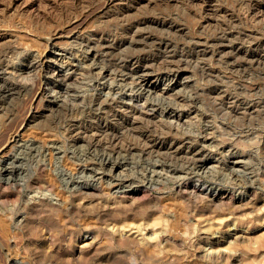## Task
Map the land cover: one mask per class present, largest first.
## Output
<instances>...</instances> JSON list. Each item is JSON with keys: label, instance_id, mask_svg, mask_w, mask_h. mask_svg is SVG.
I'll return each mask as SVG.
<instances>
[{"label": "rangeland", "instance_id": "obj_1", "mask_svg": "<svg viewBox=\"0 0 264 264\" xmlns=\"http://www.w3.org/2000/svg\"><path fill=\"white\" fill-rule=\"evenodd\" d=\"M148 1L0 0V55L8 50L0 64V162L18 170L6 188L0 174V264H264V16L260 22L241 16L250 0ZM158 15L186 29H146L172 44L174 60L182 58L175 73L191 78L169 90L157 77L170 59L153 43L107 55L93 44L119 38L121 26L136 18ZM219 30L231 32L225 43L239 45L236 53L193 52L194 43L203 45ZM257 39L262 52L258 63L250 62L247 50ZM49 49L62 54L50 56L49 69L60 59L67 86L56 87L38 67ZM136 54L155 63L144 69L157 82L154 92L120 76H129L122 61ZM20 82L24 90L13 86ZM42 87L50 90L42 94ZM113 91L139 96L157 113L169 104L191 142L157 124L127 121L118 101L102 105L96 98ZM48 93L75 98L76 112ZM12 132L16 141L5 144ZM155 138L158 150L147 144ZM194 139L211 159L201 169L182 152L194 148ZM169 141L179 149L168 152ZM134 188L140 191L130 196Z\"/></svg>", "mask_w": 264, "mask_h": 264}, {"label": "bare ground", "instance_id": "obj_2", "mask_svg": "<svg viewBox=\"0 0 264 264\" xmlns=\"http://www.w3.org/2000/svg\"><path fill=\"white\" fill-rule=\"evenodd\" d=\"M165 1H170V0H165ZM193 1V0H192ZM199 1V0H198ZM217 1V0H216ZM215 1V2H216ZM247 1V0H245ZM106 2V1H105ZM149 2V1H148ZM156 3L157 0H150L149 3ZM159 2V0H158ZM196 2V1H195ZM213 2V1H212ZM214 2V3H215ZM250 3L247 4V9L242 10V13H241V16L242 17H245L247 19H250V20H254L256 21V19H260L258 20L259 22L262 21L261 19V16H264V5L262 7V9H259L260 6H262V4L264 3V0H250L249 1ZM218 3V2H217ZM224 3V2H223ZM234 3V2H233ZM245 3V2H244ZM110 4V3H109ZM162 4V3H161ZM212 4V3H211ZM219 4V3H218ZM85 5V4H84ZM111 5V4H110ZM231 5V4H230ZM210 6V5H209ZM219 6V5H218ZM242 6V5H241ZM165 7V6H164ZM254 7H257L259 9H254ZM225 8V7H224ZM244 8V7H243ZM246 8V7H245ZM110 9V8H109ZM166 9V7L164 8ZM220 9V8H219ZM225 10V9H224ZM105 11V10H104ZM120 12V15H123L126 10L124 11H121V10H118ZM219 12H221V10H218ZM217 12V11H216ZM229 12V11H228ZM170 13V12H168ZM190 13V12H189ZM199 13V12H198ZM231 13V12H229ZM92 14V13H91ZM110 14V13H109ZM162 14V13H160ZM219 14V13H218ZM221 14V13H220ZM219 14V15H220ZM225 14V12H224ZM234 14V13H233ZM255 14H259L258 17L255 16ZM153 15V14H152ZM156 15V14H155ZM171 15V13H170ZM192 17H194V15L191 13ZM216 15V14H215ZM214 15V16H215ZM239 15V14H238ZM111 16V15H110ZM116 16H119L118 14ZM130 16V15H129ZM206 16V15H205ZM208 16V15H207ZM213 16V15H212ZM135 17V16H134ZM133 17V18H134ZM204 17V15H203ZM225 17V16H224ZM227 17V16H226ZM230 17V16H229ZM228 17V18H229ZM232 17V15H231ZM116 18V17H115ZM121 19V17H119ZM136 18V17H135ZM195 18V17H194ZM193 18V19H194ZM199 18V17H197ZM201 18V16H200ZM213 18V17H212ZM236 18V17H234ZM179 19V17H178ZM201 19H204V18H201ZM211 19V18H210ZM215 19V17H214ZM220 19H222L220 17ZM126 20V19H125ZM132 20V19H131ZM225 20V19H224ZM233 19L231 18V21ZM249 20V21H250ZM115 21V20H114ZM127 21V20H126ZM199 21V19H198ZM213 21V20H212ZM230 21V22H231ZM234 21V20H233ZM120 22V21H119ZM204 22V21H203ZM210 22L209 19H206L205 20V23L206 25H208ZM221 22V21H220ZM227 22V21H226ZM248 22V20H247ZM252 22V21H251ZM264 22V21H263ZM127 23V22H126ZM244 23V22H243ZM262 23V22H261ZM212 24V23H211ZM221 24V23H220ZM249 24V23H248ZM253 24V23H252ZM205 24H203L204 26ZM213 25V24H212ZM211 25V26H212ZM250 25V24H249ZM216 26V25H214ZM235 26V25H234ZM238 26V25H236ZM154 28L155 30L156 29H160V30H164L169 32V33H176V34H180V33H183L186 29L185 27H181V25H179L175 18L172 17V16H163V17H159L158 16H152V17H140V18H136L134 19V21L132 22H129L127 23L125 26H121V34H119V38L117 37H113V36H110V37H106L104 39H99L97 41H94V45L96 48H101L105 53L106 55L109 53H112L114 52L115 50H119V49H125L126 46H134L136 47V49H139V47H142V46H147V43H153L154 44V47H156L163 55L164 57H166V59H170V60H165L166 61V67H163L162 71L158 77H157V82L158 80L160 81V85H165L163 89H166V90H169L170 89V85L171 84H179L180 86H184L188 83L191 82V78H182L180 79L179 78V75H178V72L175 73V70L174 69H179L180 70V64H181V60H174V50H173V46L171 43H169L168 41L164 40V39H159L157 37H153L151 34H149L148 32H146L147 28ZM216 27H219V26H216ZM120 28V27H119ZM206 28V27H205ZM221 28V27H220ZM227 28V26H226ZM238 28V27H237ZM204 29V28H202ZM215 29V27H214ZM191 30V29H190ZM211 30V29H210ZM192 31V30H191ZM202 31V30H200ZM218 31V30H217ZM219 36L216 37L214 36L213 38V35H212V38L213 39H209L207 41H204V44L202 45L201 42L199 43H194L193 44V52H195L196 54H205L207 52H210V51H216V52H225L228 50L227 53H233L235 52L234 50H239L238 46L235 45L234 42H230V45H228L227 43L229 42L227 39L231 36V32L228 31V33L226 32V30H219ZM249 31V30H248ZM116 33V32H115ZM155 33V32H153ZM158 33V32H157ZM168 33V35H169ZM200 33V32H199ZM202 33V32H201ZM210 33V32H209ZM208 33V34H209ZM254 33V32H253ZM262 33V32H261ZM264 33V32H263ZM192 34V33H191ZM244 34V32H243ZM193 35V34H192ZM211 35V33H210ZM216 35V34H215ZM234 35V34H233ZM250 35H252L251 33L249 35L245 34V36H247L248 38H251L249 37ZM237 36V35H236ZM256 36H257V33H256ZM208 37V36H207ZM244 37V36H242ZM246 37V38H247ZM260 37V36H259ZM233 38V37H232ZM245 38V40H246ZM199 39V38H198ZM230 39V38H229ZM253 39V38H252ZM169 40V39H168ZM244 40V41H245ZM81 41V40H80ZM194 41V40H193ZM197 41V40H196ZM219 41V43H217ZM227 42L225 44L227 45H222L220 44L221 42ZM248 41V39L246 40ZM245 41V42H246ZM254 41V40H253ZM243 42V41H242ZM249 42H250V39H249ZM252 42V40H251ZM84 44V43H83ZM243 44V43H242ZM248 44V43H247ZM250 44V43H249ZM254 45V48L252 50V52L250 50H247L249 51L250 53L248 54V57H249V60L250 62H254L256 61L255 60V57L259 55V52L261 51V48L263 46L262 44V41L257 39L256 41H254L253 43ZM92 46V45H91ZM192 46V45H191ZM248 46V45H247ZM252 46H250L251 48ZM92 49V47H90ZM252 49V48H251ZM6 50V49H5ZM12 50V49H11ZM48 48L45 49V51H47ZM126 50V49H125ZM124 50V51H125ZM132 50V49H131ZM245 50V49H244ZM264 50V49H262ZM8 51V50H6ZM5 51V52H6ZM123 51V52H124ZM135 51V50H134ZM182 51V50H181ZM4 52V51H3ZM1 52V53H3ZM3 53L0 55V64L5 62L6 60V57H7V53ZM11 53H14L13 51H10ZM117 52V51H116ZM120 52V51H119ZM121 52V53H123ZM159 52V53H160ZM262 52V51H261ZM48 53L50 54H44L40 57V60L38 61V67L41 68V70H44L46 71V74L49 75L47 76L48 80H50V82H52L56 87H63V86H67V82H68V79H67V76L64 75V65L63 63L61 62L60 59L58 60H53V64L55 65V68H54V71H50L49 69V63H50V56H54V57H61L62 54L60 52H57V51H54L52 49H49ZM104 53V54H105ZM236 53V52H235ZM245 53V52H244ZM113 54V53H112ZM117 54V53H116ZM154 54V53H153ZM216 54V53H215ZM161 55V54H160ZM211 54H209L208 56H210ZM219 56V54H217ZM238 55V54H237ZM202 56V55H201ZM204 56V55H203ZM239 56V55H238ZM262 57V56H261ZM126 58V57H125ZM152 58V57H151ZM177 58V57H176ZM196 58V57H195ZM258 58V57H257ZM256 58V59H257ZM162 59V58H161ZM184 59V58H183ZM121 60V59H119ZM127 60V58H126ZM149 61V60H148ZM147 60H142L141 58H139V55L136 54V56H133L131 57L130 56V59H128L127 61H122L124 64H126V66L130 69H127L128 70V73L129 76H127L126 74H120V76L126 80V79H130V77H133L134 81H135V84L136 86H139L140 88H143V89H148L150 90L151 92H154L155 89L157 88V82H150V76H152L151 73L149 72H144V69H147V67H152L155 65L152 64L150 61L148 62ZM188 61V60H187ZM247 61V62H248ZM258 61V60H257ZM256 61V62H257ZM23 62V60H22ZM120 62V61H119ZM249 62V63H250ZM36 63V62H35ZM184 63V62H183ZM186 63V62H185ZM258 63V62H257ZM260 63V62H259ZM115 64V63H114ZM121 64V63H120ZM152 64V66H151ZM192 64V63H190ZM195 64V63H194ZM117 64H115V67H116ZM123 66V64H121ZM120 65V66H121ZM184 65V64H182ZM187 65V64H186ZM1 66V65H0ZM110 66V65H109ZM121 66V67H122ZM157 66V65H156ZM119 67V65H118ZM117 67V68H118ZM2 68V67H1ZM120 68V67H119ZM183 68V67H182ZM140 69H143V72L139 73ZM119 70V69H118ZM49 71V72H48ZM121 71V70H120ZM207 75V74H206ZM44 77V76H43ZM164 81H168L167 84H163ZM19 82V81H18ZM214 82V81H213ZM45 83V85H48L49 83L48 82H43ZM41 85V84H40ZM43 85V84H42ZM50 85V84H49ZM70 85V84H69ZM13 86L14 87H17L18 89L21 90V88L24 90V82H20V83H16L14 84L13 83ZM20 86V87H18ZM13 87V88H14ZM50 87V86H49ZM27 88V87H26ZM54 89V88H53ZM12 90V89H11ZM41 93L42 94H45L47 93L48 90H50L49 88H44L42 87L40 89ZM219 90V89H218ZM56 91V89H55ZM115 91L113 92H106V93H99L96 95V98L99 100V102H101V104L103 105L104 103H110V104H115L117 105V101H118V104L121 108H123L124 110H126L128 113H129V116L127 115V121L130 120L132 121V123H137V122H145L146 124H148L149 126H152V125H159L158 127H163L171 133V132H174L176 135L177 134H181L183 136V133L181 130H180V126L178 125V123L176 121H179L178 119V116L176 117L174 115L175 113V109L170 106L169 104H166L163 108L161 107V112L160 113H157L158 110L156 108V106H152L151 104L149 105L147 102H143V103H140V99H139V96H138V99H134L133 97H130V96H126L125 94H121L119 92L117 93H114ZM27 93V92H26ZM189 93V92H188ZM206 93V92H205ZM225 93V92H224ZM9 94V93H8ZM50 95V97L52 98V101H54L56 104H62L64 105L68 110L69 112L71 113H75L76 111L74 110L75 109V104L74 102L76 101L75 98H70L67 97V96H63L62 99L58 98V97H55L53 96L51 93H48ZM207 94V93H206ZM221 94V93H220ZM41 95V94H39ZM57 95V94H56ZM60 95V94H59ZM125 95V96H124ZM129 95V94H128ZM191 96V95H190ZM194 96V95H193ZM207 96V95H206ZM76 97V96H75ZM196 97V96H195ZM84 98V97H83ZM91 98V97H90ZM228 98V96H227ZM233 99V98H232ZM142 100V99H141ZM193 100V99H192ZM195 100V99H194ZM91 101V100H89ZM214 101H217V100H214ZM78 102V101H77ZM249 102V101H248ZM168 103V102H167ZM170 103V102H169ZM216 103V102H215ZM171 104V103H170ZM213 105V104H212ZM163 106V105H162ZM214 106V105H213ZM219 106V105H218ZM118 108V107H117ZM227 108V107H226ZM80 109V107H79ZM99 109V108H98ZM118 112V111H117ZM70 113V114H71ZM127 113V114H128ZM247 113V112H246ZM244 114V113H243ZM234 115V114H233ZM250 115V114H249ZM113 116V115H112ZM226 116V115H225ZM116 118V117H115ZM210 118V117H209ZM236 118V117H235ZM171 119V120H169ZM206 119V118H205ZM123 120V119H122ZM129 121V122H130ZM116 122V121H115ZM126 122V121H125ZM128 122V123H129ZM75 123V122H74ZM127 123V122H126ZM76 124V123H75ZM138 125V124H137ZM76 126H71L69 128V133H73L76 128ZM130 126H128L127 128H129ZM136 127H139L136 126ZM141 127V126H140ZM155 127V126H154ZM153 127V129H154ZM134 128V127H133ZM162 128V129H163ZM130 129V128H129ZM135 129V128H134ZM132 130V129H131ZM137 130V129H136ZM152 130V129H151ZM156 130V129H155ZM166 130V131H167ZM47 131V130H46ZM124 131V130H123ZM165 131V130H164ZM89 132V131H88ZM131 132V131H129ZM160 132V131H159ZM149 133V132H148ZM161 133V132H160ZM87 134V133H86ZM89 134V133H88ZM92 134V133H90ZM102 134V133H101ZM131 134V133H130ZM134 134V133H133ZM132 134V135H133ZM136 134V133H135ZM82 135V134H81ZM93 135V134H92ZM91 135V136H92ZM138 135V134H137ZM163 135V134H162ZM186 136H184L182 142H185L187 143L189 140L191 142L192 138L189 137V135H187V133L185 134ZM136 136V135H135ZM144 136V135H143ZM18 137V133L16 132H12L10 134H7V136L5 137V144H8V143H13L16 141ZM156 137V136H155ZM84 137H80V139L82 140ZM89 138V136H88ZM145 138V137H144ZM105 139V138H104ZM77 142H79L77 139H74ZM173 140V139H172ZM138 141V140H137ZM147 141V140H146ZM162 141V140H161ZM165 141V140H164ZM171 141V140H170ZM169 141V142H170ZM198 141V140H197ZM197 141H195L194 139V143L196 142V144H192L194 145V148L193 147H185L187 150L186 151H182L185 156H186V160L193 163V164H197L198 165V169H201L203 167H205L210 161L211 159L210 158H207L205 156V154H209L207 148L203 145V144H200L199 142L197 143ZM145 142V141H144ZM163 142V141H162ZM178 142V141H177ZM184 143V144H185ZM147 144L149 145V148L151 149H155L157 148V150L159 148H161V143L159 141H157V139H151V140H148L147 141ZM166 142L164 143V146H165ZM169 146L168 148V152L169 150H174V151H177V148L179 149L178 147V144H175V143H168ZM180 144V143H179ZM111 145V144H110ZM141 145V144H140ZM144 145V144H143ZM133 146V145H132ZM131 146V147H132ZM32 147V146H31ZM146 147V145H145ZM144 147V148H145ZM181 148V147H180ZM32 149V148H31ZM147 149V148H146ZM149 149V150H150ZM153 149V150H154ZM183 149V148H182ZM156 151V150H155ZM163 151V150H162ZM179 151V150H178ZM181 151V150H180ZM179 151V152H180ZM159 152V151H158ZM165 152V151H163ZM167 152V151H166ZM149 153V152H148ZM151 153V152H150ZM157 153V152H156ZM205 153V154H204ZM175 155V153H170V155ZM204 154V155H203ZM16 155V154H15ZM177 156V155H176ZM175 156V157H176ZM182 156V155H181ZM11 158V157H10ZM105 158V157H104ZM178 158V156H177ZM185 158V157H184ZM185 160V161H186ZM106 161V160H105ZM109 161V159H107V162ZM11 162V161H10ZM119 166V165H118ZM94 169V168H93ZM92 168H89L88 171L92 172L93 171ZM17 166L13 165V164H8V163H1L0 162V174L1 175H4V178H2V185L6 188L7 186H9L10 184L12 183H15L18 178H17ZM21 173V172H20ZM18 174V173H17ZM19 176V175H18ZM53 188H55V186L53 185L52 186ZM51 187V188H52ZM85 189H91L90 187H85ZM194 189V188H193ZM210 189V188H209ZM196 190V189H195ZM87 191V190H86ZM140 191V188H134V189H131L130 192H128V194H130V196L132 195H135L137 194L138 192ZM209 191V190H208ZM214 197H218L220 195H222L223 193H218L217 191H214V192H211ZM228 194H223L222 197H227ZM230 196V195H229ZM231 200H232V197H231ZM214 202V201H213ZM2 209V208H0ZM139 229H142L139 227ZM153 234V233H152ZM158 234V233H157ZM148 235V234H147ZM161 235V234H160ZM125 236V235H124ZM156 236V235H154ZM165 236V235H164ZM212 236V235H211ZM142 242V241H141ZM7 258V256H6Z\"/></svg>", "mask_w": 264, "mask_h": 264}]
</instances>
